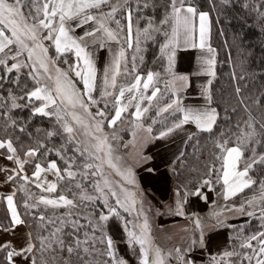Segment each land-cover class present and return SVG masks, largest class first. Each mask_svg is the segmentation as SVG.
<instances>
[{"label": "snow or ice", "instance_id": "6c2138e0", "mask_svg": "<svg viewBox=\"0 0 264 264\" xmlns=\"http://www.w3.org/2000/svg\"><path fill=\"white\" fill-rule=\"evenodd\" d=\"M227 3L228 0H223ZM103 7H108L110 10L107 12L101 11ZM150 7L149 0H143L141 3L138 0L136 11L147 9ZM244 7H248L247 4ZM261 7H264V0H262ZM96 14H93V11ZM123 14V19L126 21L124 26L121 25V19L117 18ZM260 16L264 18V12H260ZM144 17L137 15L135 24V50L140 52L141 37L144 40L155 39L154 34H161L165 38V42L160 46L162 56H167V67L164 69V74L170 78L164 80V92H171L169 97L170 102H166L165 106L160 109V112L167 113L171 111L175 120L167 131H162L159 138H163L168 134L182 130L185 125L193 124L196 129L201 132L212 134L214 127L217 125L218 111L217 108L212 106L213 96L208 87H203V96L205 104L200 106H191L184 103L181 94L185 92L189 85V77L187 75H177L173 72L172 66L174 63V49L183 38L186 45L193 48L199 47L204 49L206 40L210 33V20L209 13L201 11L194 0H167L165 5V12L163 17L156 20L153 17L145 19V26H139L140 20ZM31 21V23H29ZM115 24V29L108 26V24ZM133 8L130 0H0V82L5 78H12L11 74L16 73L12 78L13 83H19L20 73L22 69H28L27 75L33 79L37 85L40 80L37 78L39 70L43 69L45 73L48 72V47L42 43L43 40L51 41L55 46L57 54H65L74 52L77 63L69 65V71L75 73V77L79 78L83 88L78 89L76 82L69 77L68 71H63L57 68V77L55 80L54 88H49L47 85L35 87L31 91H26L23 96L16 97L9 92L8 97H0V116H6L11 120V116L5 109H17L21 105L17 100L27 99L29 103L33 99L41 101L40 106L33 107L34 114L42 116H55L57 123L60 124L64 133L68 134V141L72 143L75 141V128L66 119L71 115L72 120L77 125H83L86 129L89 125L84 124L80 116L75 112L68 113L64 107L65 102L71 105L72 108L79 106L82 108L95 122L92 125L96 133L103 134L104 121H108V126L113 127L117 121H121L122 114L128 111L130 106H133L135 111L130 115L136 121H140L143 114L147 113V107L141 108V101L147 100L151 103L155 100L158 94H161V88L156 86L159 83L161 73L149 71L146 79L140 75L134 77V83L128 87L121 86L118 90V95L114 96L113 115H106L105 109L97 108L93 113L91 108L97 106L100 100L97 99L93 93L97 91V67L95 64L94 56L88 50L86 40L88 37H94L91 41L93 45L104 49L107 42L114 41L117 44L121 39L128 42V47H133ZM92 24L91 28H85L86 25ZM77 28H85L80 36L74 35ZM170 29V31L168 30ZM43 30V33H41ZM124 37H120V32H125ZM102 33L103 38L97 37L96 33ZM198 32L199 44L195 42V37ZM26 41H32L30 46ZM39 50V51H37ZM111 52V48H108ZM210 54L209 58L203 59L201 70L196 72L195 75H206L215 77V50L211 47L207 49ZM27 53L26 60H21L20 57ZM141 60L143 57L140 58ZM125 60V49L121 47L118 53L113 55L111 62L106 65L102 73V89L99 92L101 98L113 95L108 89H116L117 76L120 75L121 62ZM132 71H136V57L133 56ZM68 63L67 61H64ZM37 65L39 67H37ZM127 72V66H125ZM51 79V77H48ZM238 79H243L239 77ZM143 81V83H142ZM141 84L143 91H141ZM208 85L212 84V80L207 81ZM153 87L150 95H145L149 87ZM236 93L239 95L241 92L240 87H236ZM139 93V96L130 95L127 103H122L125 98V93ZM11 103L9 106L8 99ZM244 104L243 99L240 100ZM252 104L264 108V97L252 100ZM245 112L248 113V118L243 122V127L237 123V131L233 134L235 136L234 146L228 145L232 142L231 138L224 139V134L221 133V139L216 142V147L220 150V155L217 156L218 160L222 161L221 170H216L214 166L208 169V179L202 181L201 186H210L213 181L211 177L216 176V183L223 182V199L229 200L231 197L236 196L238 193L244 192L245 189H251L253 185L258 184L257 192L250 199H246L238 208L234 206H224V210L229 212H238L241 215L249 217L255 216L254 211H249V208L258 207L259 217L261 221L260 229H264V179L259 181L252 178L249 173L256 167H264V152H257L256 145L264 146V111L261 112L260 119L257 120L251 114L249 106L245 105ZM235 111V109H233ZM159 115V113H157ZM99 117L100 119H97ZM155 123V121H153ZM12 121V125H15ZM258 125V127H257ZM135 128H142L141 123H136ZM21 132L25 129L20 128ZM147 133H152V127L144 129ZM58 131H49L46 133L47 137L58 135ZM136 133L133 132L135 137ZM113 133V139H115ZM96 143L83 148L75 147L74 152L79 153L80 157L87 156L88 160L102 161L107 166L114 170L116 176L121 177L127 184H134V174L130 168L123 169L119 160L120 157L113 156V147L109 143L108 136L93 135ZM192 139V135H189ZM127 147V145H125ZM0 149H6L8 155L7 159L13 161L16 169H12V174L6 175L5 182L23 181L19 185V191H24L28 199L33 202L29 204L25 201L24 207L26 209H37L39 214L33 217L38 222V232L34 235L32 231L25 234L23 242L17 246L11 240L0 242V264H127V261L118 257L114 251V244L111 238L107 237L104 233L106 222L109 220V215L104 214L102 211L95 217V224L92 219L84 217L88 220V225L91 227V235L88 231L82 233L81 230L85 228L78 219H69L74 216L71 209L79 206L76 199L69 198L65 194H59L56 198H48L43 195L36 198L31 194L27 185L29 183L35 184V187L42 192L53 193L57 190V185L60 181L67 179L69 183L75 180L77 172L71 169L76 166L75 157H65L62 155L61 150H57V156L65 160L66 167L61 170L56 161H51L46 167L37 162L34 165L32 177L24 173L25 164L30 160L21 159L17 154L16 147L13 146L11 139L0 140ZM40 149H45V153H41ZM47 151L46 145L38 142L37 147L29 148L24 156L28 158H35L38 155H44ZM245 151L251 153L250 156L245 158ZM103 153V158L99 155ZM150 157L140 154L138 163H147ZM243 166L241 167V163ZM85 171L79 175L87 178L90 174L95 176L97 171L101 170V164L85 162L82 165ZM95 169L96 171H91ZM148 172H153V168H147ZM0 171H8L0 169ZM222 171V175L220 172ZM52 173L56 177V181H48L45 173ZM76 188H81L80 183L75 184ZM94 188L103 197V206L108 209V213L117 218L120 213L117 208L109 205V195L115 198V204L124 210L130 212L134 209L137 203L138 193L129 190L124 184L119 185V191L113 190L110 187V182L105 179L103 187L99 182L94 184ZM108 188V192H105ZM72 191L71 187L67 189ZM16 193L0 197L6 200L10 218L8 224L0 223V232L11 233L15 228L21 225H26V220L23 219L17 211L14 203ZM199 196L206 199L203 192L197 189L194 192L184 191L181 194L180 190L177 191L176 207L173 211L174 215H183V205L188 196ZM76 196V193H73ZM99 197H93L86 193L79 195L80 201L94 202ZM43 205L44 209L49 206L52 208L64 207L67 209L63 216L49 217L40 209ZM222 212L215 213L217 223L221 226L233 229L236 235L229 237L230 245L228 248L215 255L209 254L207 264H264V230H257L252 233L246 234L243 226L237 228L233 224H225L226 217H223ZM194 228L192 230V237L186 248H176L175 259L177 264H197L195 253L198 251H206L207 244L205 242L204 225L201 224L199 219L193 221ZM71 226L72 231L65 233V228ZM127 228V222L125 223ZM149 231V224L145 216L143 225L140 226V232L137 234L134 231H128L129 245H139L140 264H165L164 257L161 254L160 248L154 249V255L150 257L151 241L147 233ZM101 233L100 237L95 234ZM47 233V234H45ZM97 243L103 244L104 248H97ZM97 256H104L107 259L100 261L94 259ZM172 257V252L168 253Z\"/></svg>", "mask_w": 264, "mask_h": 264}, {"label": "trees", "instance_id": "16d2710c", "mask_svg": "<svg viewBox=\"0 0 264 264\" xmlns=\"http://www.w3.org/2000/svg\"><path fill=\"white\" fill-rule=\"evenodd\" d=\"M138 0H130L133 8V31L136 29L135 20L137 15L144 17L145 19L153 17L156 20L163 17L165 12V5L167 0H149L150 7L147 9H141L139 12L136 11V5ZM142 3L143 0H140ZM195 4L201 11L209 13L210 19V33L209 42L215 50V77H212V84L209 85V89L213 96V106L217 108L218 120L217 125L214 127L213 133L201 132L200 130L193 132L192 139L189 136L185 139L181 154L176 157L170 165L169 173L172 181L175 185L180 186L186 184L190 189H196L200 183V180L204 177H208L207 172L209 168L219 170L221 160L217 159L220 155V150L216 147V142L221 139V133L224 134V139L231 138L229 147L234 146L235 136L233 135L237 129L236 125L239 123L243 127V122L248 118V113L245 112V105L249 106L251 114L260 119L261 112L264 108L252 104V100L264 97V18L260 16V12H264V7H261L262 0H228L224 3L223 0H194ZM247 4L248 7H244ZM145 19L140 20L139 26L143 28L145 26ZM125 22V20H123ZM135 33V32H134ZM155 39L144 40L143 37L141 44V55L136 63V71L146 73L149 71L161 73L159 83L156 85L164 90L163 81L165 80L164 74V57L160 52V46L164 42L165 38L161 34H154ZM143 57L141 60L140 58ZM3 73H0L2 75ZM16 73L11 74L14 78ZM20 75L19 83H13L12 78H5L0 82V97H8L11 91L16 97L23 96L26 91L32 90L35 86V81L27 75V71L22 70ZM121 75V74H120ZM117 77V86L121 83L131 81L132 77H124V79ZM243 77V79H238ZM123 80V81H122ZM236 87H240L241 92L239 95L236 93ZM153 87H149L147 92H150ZM113 95L99 99L100 103L97 105L101 109H105V103L107 108L105 109L106 115H113V104L115 89L112 91ZM111 98V99H110ZM110 99V100H108ZM243 99L244 104L240 103ZM170 100L169 95L166 94L164 97H157L155 105L148 107L149 111L145 113L144 122L145 125L151 126L153 131L165 128L172 124L175 117L172 113L167 112L165 114H157V105L161 102ZM10 106L11 100L8 99ZM17 103L21 105L17 109H5L8 115L11 116L9 120L6 116H0V139L8 140L11 139L13 146L16 147L17 153L21 159L30 160L29 163L25 164V171L30 172L34 169L35 163L46 164L49 161H56L57 165L63 170L65 160L57 156V150H61L62 155L67 159L68 157H75L76 166L72 169L77 172L75 180L69 181L65 179L60 181L57 185L56 192L47 193L42 192L36 188L34 184L29 183L27 185L28 191L33 194L36 198L43 195L45 197L53 195L58 196L59 194H65L69 198L76 199L79 204L78 207L71 209L74 216L69 219H78L81 224L85 225V228L81 230V239H83L82 233L88 231L91 235V227L88 225V219H92L95 224V217L99 212L106 213L108 209L103 206V197L95 194L89 190L94 184L95 178L98 176V172L95 176L90 174L87 178L79 175L80 172L85 171L82 167L83 163L92 162L99 163L103 166H107L102 161L88 160L87 156L80 157L79 153L74 152L75 147L83 148L85 146L93 145L91 142L88 143L84 138V135L78 141L70 143L68 141V134L64 133L60 124L57 123L56 117L53 116H42L40 114L33 113L34 106H40L41 102L32 100L31 103L27 99L17 100ZM134 108L130 106L128 111L122 114L121 121H117V124L113 127L108 126V121H104L103 130L109 128V132L116 130L117 126L122 125L121 122H125ZM235 109V111H233ZM15 121V125H12V121ZM155 121V123L153 122ZM106 127V128H105ZM258 127V125H257ZM24 128L21 132L19 129ZM111 128V129H110ZM114 128V129H113ZM49 131H58L59 134L47 137L46 133ZM124 132V131H122ZM105 131H103V134ZM100 135H103L99 133ZM106 134V133H105ZM107 135V134H106ZM87 137V135H85ZM39 143L46 145L47 151L44 155H38L35 158H28L24 156V153L32 147H37ZM113 147V156L116 157L117 150L122 149L121 142H116L113 139L109 141ZM116 146V147H115ZM122 147V148H120ZM257 152H264V146L256 145ZM41 153H45V149H40ZM103 158V153L99 154ZM251 153L245 151V158L250 156ZM91 171H96L95 169ZM101 171V170H100ZM253 179L259 181L264 179V167L256 166L250 173ZM109 178V177H108ZM209 178V177H208ZM215 181L214 175L211 177ZM110 187L114 188L116 177L109 179ZM15 189V202L17 210L21 217L26 220V228L28 231H32L35 235L39 228L38 222L33 219L35 215L39 214L37 209H26L24 207L25 201L31 204L33 201L28 199L24 191H19V185L24 183L23 181H17L15 183L10 182ZM80 183L81 188H76L75 184ZM103 187V185H101ZM68 187L72 188L69 192ZM214 188H217L216 183ZM107 189L105 192L107 193ZM258 184L253 185L251 189H245L244 192L238 193L237 196L246 199L252 198L257 192ZM91 194L93 197H99L94 202L80 201L79 195L81 193ZM76 193V196H73ZM109 205L113 206V197L109 195ZM40 209L43 210L49 217L63 216L67 209L64 207L52 208L48 207L44 209L41 205ZM79 209V211H77ZM250 209V208H249ZM256 217H251L246 221H239L233 223L237 228L243 226L246 234L255 232L260 229L261 221L259 217V208L255 207ZM9 219L7 216V209L3 199H0V223L8 224ZM229 245L232 243L229 237L236 235V232L226 227ZM71 226L65 228V233L71 232ZM47 234V233H45ZM97 237L101 236L100 232L95 234ZM97 248L103 249L104 245L97 243ZM104 256H97L94 259L103 261Z\"/></svg>", "mask_w": 264, "mask_h": 264}, {"label": "crops", "instance_id": "0c3cea01", "mask_svg": "<svg viewBox=\"0 0 264 264\" xmlns=\"http://www.w3.org/2000/svg\"><path fill=\"white\" fill-rule=\"evenodd\" d=\"M195 42L197 43V45L199 44L198 32L195 37ZM208 47H211L212 49H214L213 46H211L209 42V36H208V39L206 40V45L204 49H200L199 47L193 48L190 45L184 44L183 38L180 39V42L177 44L176 48L174 49L175 55H174V63L172 66L173 72L177 75H187L189 77L190 86L185 92L181 94V98L183 99L184 103L187 105L200 106V105L205 104V99L203 96V87L209 88L207 81L211 79L212 77H209L206 75L197 76L195 75V73L201 70L203 59L209 58L210 54L207 51ZM108 48H111L112 51L109 52ZM88 50L93 53L95 64L97 67V91L94 92L93 95L97 99H101V97L99 96V92L102 89L103 69L106 65H108L111 62L113 55L118 53L119 44H117L114 41H110V42H107V46L104 49H100L96 45H89ZM141 77L143 76L141 75ZM143 78L146 79V77H143ZM168 78L170 77H167V79ZM132 83H134V78L131 79V81L126 84L119 85L115 89V95H118V90L121 86L128 87ZM44 85L40 84L36 87L44 86ZM52 85L55 86V84H52ZM108 90L112 92L114 89L109 88ZM142 90L143 88L141 84V91ZM150 94L151 92L148 93V95ZM130 95L137 96L139 95V93L129 94L126 92L125 98L123 99L122 103H127V99ZM166 102H170V101H166ZM166 102L159 104V106L157 107L158 113H164V112H160V109L165 106ZM140 103H141L142 109L144 107H149V102L147 100L141 101ZM64 107L68 113L77 111L75 110V108H72L71 105L67 104V102H65ZM134 111H135V108H133L130 113H133ZM70 117L71 115H68L66 119H70ZM80 117H82L83 119L82 121L85 124L89 125V127L85 129V132H87V134L89 135L99 134L95 132V129L92 126L94 123L90 116L81 115ZM131 118L132 119L129 120V123H133L129 125L130 127L129 130H131V132L127 134L128 136H125L124 144H122L123 148L120 147L124 149L125 162H127L128 168L132 170L134 174V180H135L134 184H130V185L127 184L126 186L129 185L128 187L129 190L130 189L133 190V187H134L136 190H139L141 194H144V192H146L144 191V189L150 190L151 192H154V193H158L157 190L161 188L158 187L159 185H157V182L159 181V179H162V178H163L162 180H165V182H167V179L165 178H168L169 176V168H168L169 163L171 162V160L175 159L181 154L185 139L193 132L198 131V129H196L195 125L188 124V125H185L182 130H176L163 138H159L160 132L167 131V129L171 127L173 123L165 128L152 131V133L149 134L146 131H144V129L149 127L148 125L135 121V118L132 116ZM136 123H141L143 127L135 128L134 125ZM133 132L136 133L135 137L133 136ZM125 145H127V147H125ZM140 154L150 157V160L146 164L138 163L137 161L139 159ZM7 155L8 153L6 149H0V169L8 170V171H0V197H6L7 195L15 192V189L11 185V183L5 182L6 175L12 174L11 170L17 168V165L13 161H10L6 158ZM49 162H47L44 165L42 164V166L46 167ZM149 167L153 168L154 171L148 172L146 169ZM33 171L34 169L30 172H26L24 169L23 174H27L29 177H32ZM161 172H165L168 176L165 175L163 177ZM43 175L46 176L48 181H52V182L56 181V177L50 172L45 173ZM157 178H158V181H157ZM197 189H199L201 192L204 193V195L206 196V199L199 197V196H192V195L188 196L186 202L183 205V213H184L183 215L173 214L172 210L175 209L176 207L175 201H177L176 194H174L173 196L174 201H172L171 199L169 200V198H168L169 201H167L166 198L163 199V201L165 202L167 201V206H169V209H170L169 215H167L168 218L167 219L164 218L166 217L165 214L161 215L164 219L161 218L160 219L161 222L159 221V223L157 224V225L159 224L160 225L154 226L152 230L154 233L153 236L155 237L154 238L155 241L153 243L155 247L156 248L158 247L161 250L162 248L167 249L168 247L170 248L169 251L170 250L172 251L173 255L171 258L174 261L169 259L170 262L172 261V264L173 263L176 264L175 263L176 261L174 258L175 257L174 250L176 248H182L185 245H188L192 237V230L194 228L193 221L195 219H198L199 218L198 216H201L205 211H208L210 208H213L211 211L213 212V216L217 212L216 204H214V206L211 207V202L213 201V198L215 199L216 197L215 192L214 194H212V190L210 188H207L206 186L198 187L194 191H196ZM163 191L166 192L167 197L171 196L170 195L171 191L168 185H167V189H164ZM47 197L56 198L57 196L50 195ZM235 197L236 196H233L227 201L223 199V202L227 204V202H230V200L234 199ZM3 201L6 206L7 216L9 219L10 213L8 212L7 203H6V200L3 199ZM14 203L16 205L15 197H14ZM150 204H152V202H150ZM229 206L231 207V205ZM220 212L223 213L222 218L223 217L227 218L225 219V224L227 221H229V219H232L234 216L238 217V214H239L238 212L226 211L224 210V208H221ZM211 219H209L208 221L206 220L202 225H204L205 235H209L210 233L212 234V239L209 244L210 246L209 254L215 255L217 253L222 252L226 248H228L229 242H228L226 227L219 225L217 223L216 218L212 217V215H211ZM163 225L164 226L166 225L169 230L162 231L161 229H164ZM27 232L29 231L27 230L25 225L16 227L15 231L11 233L0 232V242H3L5 240H11L13 241L14 244L19 246L23 242V239ZM198 252L204 254V251H198ZM206 255H205V258L207 257ZM196 260H197V264H204V258H200Z\"/></svg>", "mask_w": 264, "mask_h": 264}, {"label": "rangeland", "instance_id": "374dc122", "mask_svg": "<svg viewBox=\"0 0 264 264\" xmlns=\"http://www.w3.org/2000/svg\"><path fill=\"white\" fill-rule=\"evenodd\" d=\"M112 2L115 3L116 0H112ZM121 2H123V0H121ZM109 10L110 9L108 7H103L101 9V11H103V12H107ZM92 11H93V14H96L95 10H92ZM117 18L121 19V25L122 26H124L126 24V21L125 22L123 21L124 20L123 19V14L119 15ZM29 23H31V21H29ZM92 26H93L92 24H89V25H86L85 28H91ZM108 26L113 28V29H115V27H116L115 24H111V23H109ZM85 28H77L75 30L74 35H76V36L82 35L84 30H85ZM168 30L170 31V29H168ZM134 32L135 31H133V38H132L133 47L129 48L128 47V42L125 39H121L120 43H119V49L121 47H123L125 49V60L121 62V70H120L121 79L122 78L124 79L125 76L128 77L129 75L133 79L137 74L138 75L140 74V76L142 75L143 77H146L147 73H148V72L142 73V72H137V71L133 72L132 71V67H133L132 58H133V56L136 57V61H135V64H136L138 58L140 57V55L142 53V52L138 53L135 50V33ZM41 33H43V30H41ZM119 35H120V37H124L126 35V31L125 32H120ZM96 36L103 38L102 33H99V32L96 33ZM93 39H94V37H88L87 38L86 43L88 44V46L89 45H93L91 43V41ZM141 41H142V38H141ZM26 42L30 46L33 44L32 41H26ZM164 42H165V40H164ZM42 43L44 44L45 47H48V49H49L48 54H47V56H48V60H47L48 72L45 73L43 71V69L39 70V75H38L37 78L40 80V84H43V85L45 84L49 88H54V86L52 84H55V80H56V77H57V68H59V69H61L63 71H68L69 72V77L76 82V87L78 89H82L83 85H81V83L79 82V78L75 77V73L73 71H69V65H75L77 63V60H76L74 52L65 53V54H62V55L61 54H57L56 51H55V46H54V44L51 41L43 40ZM141 47H142V44H140V48ZM37 51H39V50H37ZM26 57H27V53H24V55L21 56L20 59L21 60H26ZM163 57H164V67L166 68L167 67V56H163ZM64 61H67L68 63H65ZM125 66H127V72L125 71ZM37 67H39V66L37 65ZM22 70H25V71L28 72V69H22ZM154 73H156V72H154ZM48 77H51V79H48ZM167 77L168 76L165 75V79H167ZM126 83H128V82H126ZM126 83H121L120 85H123V84H126ZM163 84H164V81H163ZM36 86H38V85L35 82L34 88ZM34 88H32V90ZM152 91H153V89L150 92H152ZM150 92L146 91L145 95H148V93H150ZM166 94H168L169 97L171 96V92H164V90L161 89V94H158L157 97L158 98L164 97ZM137 96H139V95H137ZM110 99H108V100H110ZM156 100H157V98L155 100H153L151 103H149V106L152 107V105H155L157 103V102L155 103ZM168 101H170V100H168ZM136 102L137 101H133V105ZM159 104L157 105V107L159 106ZM97 108H100V107L99 106H93L91 108V111L93 113H95ZM75 110H77L75 113L78 114L79 116H81V115L82 116L83 115L89 116L79 106H77L75 108ZM169 112L171 113V111H169ZM130 114H128V118H126L125 122H121L122 125L117 126L116 130H114L113 132H109L108 131L109 128L105 127L106 129L103 130V131H105V133L107 134L109 141H111V139H113V133H115V137L116 138L113 139V140L116 141V142L119 141V142H121V144H124L125 136H128L127 134H129L131 132V130H129L130 129L129 125L133 124V123H129V120L132 119ZM163 114H165V113H159V115H161V116ZM144 116H145V113L143 114L141 120L138 121V122H141V123L144 122ZM80 118H81V120H83L82 117H80ZM97 119H100V118L97 117ZM67 120L75 128L74 136H75V140L76 141L77 140L79 141L81 139V137L84 135V138L86 139V141L88 143H90V142L92 144L96 143L95 139H93V135H89V134H87V132H85L86 128L83 125L75 124V121L72 120V117H70V119H67ZM93 123H95V122L93 121ZM127 124H128V126H127ZM122 131H124V132H122ZM85 135H87V137ZM94 135H97V134H94ZM116 157H120V160H119L120 166L123 169H127L128 166H127V162H125L124 150H117ZM173 160H171V162ZM171 162L168 165L169 169L171 168L170 167ZM242 166H243V162L241 163V167ZM221 168H222V162H221L219 170H221ZM71 170L74 171L73 169H71ZM97 172H98V176L95 178L94 184L96 182H99L101 185H103V181L105 179L110 181L109 179L112 176V177H116V179H117L116 180L117 185L115 184L114 188H112L113 190L119 191V185L120 184H124L125 186L127 185L126 181H124L121 177L116 176L114 170L109 168L108 166H103L102 165L101 171H97ZM161 174L163 175V177L165 175H167L165 172H161ZM220 175H222V171L220 172ZM214 178H215V181H213V179H212V181H213L212 185L206 186V187L210 188L212 190V194H214V192H215V196L216 197H215V199L213 198V201L211 202V207H213L214 204H216L217 212H220L221 208H224V206L226 205L223 202V196H222L223 195V182L221 180L220 183H216V176L215 175H214ZM162 179H159V181H158V178H157V181H158L157 185H159L158 187L161 188V189L157 190L158 193H154V192H151L150 190H145L144 189V191H146V192H144V194H145L144 195V194H141L140 191L136 190L134 187H133V190L130 189L131 191L138 193V195H137V203H136L134 209L132 211H130V212H124V210L122 208H120L118 205L115 204V198H113V203H114L113 206L117 208V211L120 213V217H122V218H117L115 216H112V215H110L108 213V211L106 213L103 212L104 214L109 215V220L106 222V226L104 228V233L106 234L107 237L112 239L113 244H114V251H115L116 255L118 257H121V258L125 259L127 261V264H140V257L138 255V253H139V245L137 244L134 247L129 245L128 231H134L137 234H139L140 226L143 225L145 216L147 217L148 224H149V231H148L147 235H148V237L150 238V241H151V250H150V257H151L153 255V253H154V249L156 248L155 245L153 244L154 241H155L154 240L155 237L153 236L154 233H153L152 230H153L154 226H156L159 223L160 219L163 218L161 215L165 214L166 217H164V218H166V219L168 218L167 215H169L170 209H169V206H167V201H169L170 199L172 201H174L173 196H174V194L177 195V191L178 190H180L181 194H183L184 191L193 192L195 190V189H190L189 186H186V184H184L183 186L182 185H180V186L175 185V183L171 179L170 173H169L168 178H165V179H167V182H165V180H162ZM204 179H208V177L202 178L200 180V183L197 186V188L198 187H202L201 184H202V181ZM215 183L217 185V188H214V184ZM94 184L89 188V190L91 192L95 193V194L100 195V193L98 191H96V189L94 188ZM129 185L126 186V187L128 188ZM167 185L169 186L170 191H171L170 192V195H171L170 197H167L166 192L163 191L164 189H167ZM105 189H107V188H105ZM106 191L108 192V190H106ZM89 195H91V194H89ZM165 198L167 199L166 202L163 201V199H165ZM168 198H169V200H168ZM243 199L244 198H242V197H239V196L237 197L236 196L234 199L230 200V202H227V205L228 206L231 205V206H234V207L238 208L240 206V204H242L244 202ZM150 202H152V204H150ZM212 209L213 208H210L208 211H205L201 216H198L199 217L198 219L201 220V224H203L206 220L208 221L209 219H211V215H212V217L216 218L215 215L213 216V212H211ZM254 209H255V207L248 209L249 211H254L256 213V215L252 216V217H256L257 213H258V210L256 212V210H254ZM77 211H79V209H77ZM250 218L251 217H249V216L238 214V217L234 216L232 219H229V221H227L226 224H229V223L233 224V223L239 222V221L242 222V221H246V220H248ZM126 222H127V228L125 227V223ZM159 225H157V226H159ZM161 230L162 231H167L169 229L165 225L164 229H161ZM211 239H212V234L211 233L209 235H205V242L207 244V250L204 251V254L200 253V252H196L195 253L196 259L204 258V264H207V261L209 259V252H210L209 244H210ZM186 247H187V245L182 247V249L186 248ZM169 249L170 248L167 247V249L166 248H162V250H161V254L164 257L165 264H172V261L170 262L169 259H171V260H173V259L168 256V253L172 252V251L171 250L169 251ZM172 255H173V253H172ZM205 255L207 256L206 258H205ZM199 256H200V258H199ZM105 259H107V257L103 258V260H105ZM175 261H176V259H175ZM175 263L177 264V261Z\"/></svg>", "mask_w": 264, "mask_h": 264}]
</instances>
